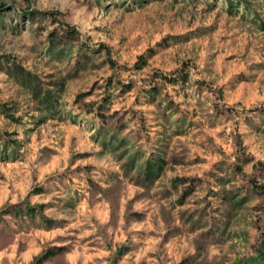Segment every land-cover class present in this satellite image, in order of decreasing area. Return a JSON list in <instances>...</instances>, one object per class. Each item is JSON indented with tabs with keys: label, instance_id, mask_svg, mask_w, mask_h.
<instances>
[{
	"label": "rangeland",
	"instance_id": "obj_1",
	"mask_svg": "<svg viewBox=\"0 0 264 264\" xmlns=\"http://www.w3.org/2000/svg\"><path fill=\"white\" fill-rule=\"evenodd\" d=\"M0 264H264V0H0Z\"/></svg>",
	"mask_w": 264,
	"mask_h": 264
}]
</instances>
